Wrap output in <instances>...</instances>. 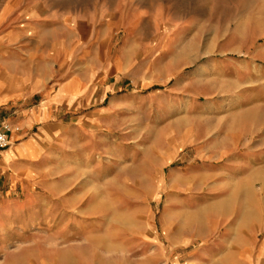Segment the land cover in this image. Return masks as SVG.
Here are the masks:
<instances>
[{
	"label": "rangeland",
	"instance_id": "obj_1",
	"mask_svg": "<svg viewBox=\"0 0 264 264\" xmlns=\"http://www.w3.org/2000/svg\"><path fill=\"white\" fill-rule=\"evenodd\" d=\"M22 12L44 41L49 18L77 15L98 68L126 49L133 75L160 78L125 88L124 130L101 128L31 205L0 191V264H191L228 231L264 264V0H0V33Z\"/></svg>",
	"mask_w": 264,
	"mask_h": 264
},
{
	"label": "crops",
	"instance_id": "obj_2",
	"mask_svg": "<svg viewBox=\"0 0 264 264\" xmlns=\"http://www.w3.org/2000/svg\"><path fill=\"white\" fill-rule=\"evenodd\" d=\"M49 19L46 41L38 39L41 26L26 12L0 33V128H10L9 147L0 150V191L25 193L24 205L33 203L38 189L47 191L50 175L64 167L66 158L73 166H79L84 152V159L93 158L101 128L111 136L124 130V110L134 108L125 88L134 81L151 86L160 78L148 61L141 76L133 75L126 49L98 68L95 44L82 54L78 16ZM148 45L151 53L155 44ZM149 99L140 96L136 104L144 106ZM122 133L107 142L112 153L124 142ZM219 255H227L228 264H257L255 236L228 231L212 245L192 250L190 263L215 264Z\"/></svg>",
	"mask_w": 264,
	"mask_h": 264
},
{
	"label": "built area",
	"instance_id": "obj_3",
	"mask_svg": "<svg viewBox=\"0 0 264 264\" xmlns=\"http://www.w3.org/2000/svg\"><path fill=\"white\" fill-rule=\"evenodd\" d=\"M10 128L5 126L4 128H0V150H4L9 147V140H8V132Z\"/></svg>",
	"mask_w": 264,
	"mask_h": 264
}]
</instances>
